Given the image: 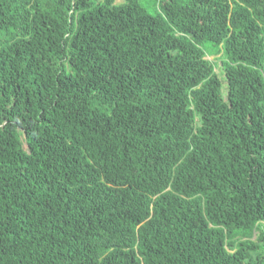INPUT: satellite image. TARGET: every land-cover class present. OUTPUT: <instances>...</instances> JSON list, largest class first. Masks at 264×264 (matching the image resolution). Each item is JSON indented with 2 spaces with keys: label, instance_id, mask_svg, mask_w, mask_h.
I'll list each match as a JSON object with an SVG mask.
<instances>
[{
  "label": "trees",
  "instance_id": "16d2710c",
  "mask_svg": "<svg viewBox=\"0 0 264 264\" xmlns=\"http://www.w3.org/2000/svg\"><path fill=\"white\" fill-rule=\"evenodd\" d=\"M0 264H264V0H0Z\"/></svg>",
  "mask_w": 264,
  "mask_h": 264
},
{
  "label": "rangeland",
  "instance_id": "374dc122",
  "mask_svg": "<svg viewBox=\"0 0 264 264\" xmlns=\"http://www.w3.org/2000/svg\"><path fill=\"white\" fill-rule=\"evenodd\" d=\"M119 1H121V0H116V2H119Z\"/></svg>",
  "mask_w": 264,
  "mask_h": 264
}]
</instances>
